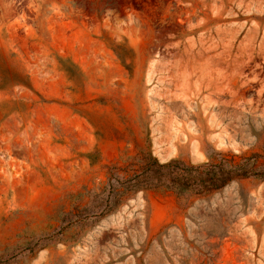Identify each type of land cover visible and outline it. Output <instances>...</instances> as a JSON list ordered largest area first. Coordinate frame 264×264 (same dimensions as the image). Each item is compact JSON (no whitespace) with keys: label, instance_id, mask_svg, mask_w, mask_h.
I'll list each match as a JSON object with an SVG mask.
<instances>
[{"label":"rangeland","instance_id":"374dc122","mask_svg":"<svg viewBox=\"0 0 264 264\" xmlns=\"http://www.w3.org/2000/svg\"><path fill=\"white\" fill-rule=\"evenodd\" d=\"M252 154L264 0H0V264H264V180L126 189Z\"/></svg>","mask_w":264,"mask_h":264},{"label":"trees","instance_id":"16d2710c","mask_svg":"<svg viewBox=\"0 0 264 264\" xmlns=\"http://www.w3.org/2000/svg\"><path fill=\"white\" fill-rule=\"evenodd\" d=\"M259 157L258 154H252L242 158L241 162L222 158L217 163L193 165L181 160L161 163L156 157L149 155L152 166L144 168L143 177L129 179L126 189H165L178 196L202 195L219 190L235 179L254 176L264 180V169L256 167Z\"/></svg>","mask_w":264,"mask_h":264}]
</instances>
